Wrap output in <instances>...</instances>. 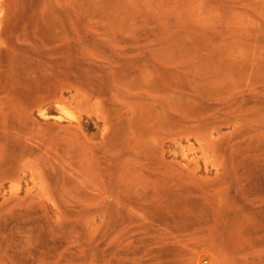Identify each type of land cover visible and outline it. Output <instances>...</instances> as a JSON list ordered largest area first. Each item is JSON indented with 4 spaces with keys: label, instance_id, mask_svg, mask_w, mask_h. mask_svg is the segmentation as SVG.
Masks as SVG:
<instances>
[{
    "label": "rangeland",
    "instance_id": "374dc122",
    "mask_svg": "<svg viewBox=\"0 0 264 264\" xmlns=\"http://www.w3.org/2000/svg\"><path fill=\"white\" fill-rule=\"evenodd\" d=\"M0 264H264V0H0Z\"/></svg>",
    "mask_w": 264,
    "mask_h": 264
},
{
    "label": "bare ground",
    "instance_id": "6f19581e",
    "mask_svg": "<svg viewBox=\"0 0 264 264\" xmlns=\"http://www.w3.org/2000/svg\"><path fill=\"white\" fill-rule=\"evenodd\" d=\"M199 159V158H198Z\"/></svg>",
    "mask_w": 264,
    "mask_h": 264
}]
</instances>
